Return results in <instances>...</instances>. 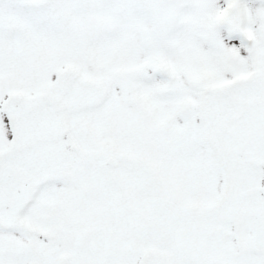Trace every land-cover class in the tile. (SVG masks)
Here are the masks:
<instances>
[{
    "label": "snow or ice",
    "instance_id": "6c2138e0",
    "mask_svg": "<svg viewBox=\"0 0 264 264\" xmlns=\"http://www.w3.org/2000/svg\"><path fill=\"white\" fill-rule=\"evenodd\" d=\"M0 264H264V0H0Z\"/></svg>",
    "mask_w": 264,
    "mask_h": 264
}]
</instances>
